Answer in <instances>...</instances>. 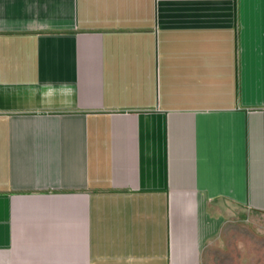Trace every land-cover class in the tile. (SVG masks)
Listing matches in <instances>:
<instances>
[{"label": "crops", "instance_id": "obj_1", "mask_svg": "<svg viewBox=\"0 0 264 264\" xmlns=\"http://www.w3.org/2000/svg\"><path fill=\"white\" fill-rule=\"evenodd\" d=\"M264 216V0H0V264H202Z\"/></svg>", "mask_w": 264, "mask_h": 264}, {"label": "rangeland", "instance_id": "obj_2", "mask_svg": "<svg viewBox=\"0 0 264 264\" xmlns=\"http://www.w3.org/2000/svg\"><path fill=\"white\" fill-rule=\"evenodd\" d=\"M202 264H264V216L237 213L204 250Z\"/></svg>", "mask_w": 264, "mask_h": 264}]
</instances>
